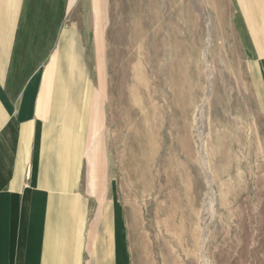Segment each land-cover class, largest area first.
<instances>
[{"label": "rangeland", "instance_id": "1", "mask_svg": "<svg viewBox=\"0 0 264 264\" xmlns=\"http://www.w3.org/2000/svg\"><path fill=\"white\" fill-rule=\"evenodd\" d=\"M107 5L116 204L164 264H264V119L234 0Z\"/></svg>", "mask_w": 264, "mask_h": 264}, {"label": "crops", "instance_id": "2", "mask_svg": "<svg viewBox=\"0 0 264 264\" xmlns=\"http://www.w3.org/2000/svg\"><path fill=\"white\" fill-rule=\"evenodd\" d=\"M107 1L0 0V264H164L110 194ZM234 5L264 119V0Z\"/></svg>", "mask_w": 264, "mask_h": 264}, {"label": "bare ground", "instance_id": "3", "mask_svg": "<svg viewBox=\"0 0 264 264\" xmlns=\"http://www.w3.org/2000/svg\"><path fill=\"white\" fill-rule=\"evenodd\" d=\"M192 105H193V103H192Z\"/></svg>", "mask_w": 264, "mask_h": 264}]
</instances>
